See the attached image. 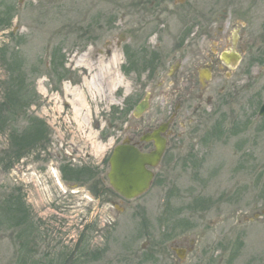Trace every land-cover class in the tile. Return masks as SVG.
Segmentation results:
<instances>
[{
    "label": "rangeland",
    "instance_id": "374dc122",
    "mask_svg": "<svg viewBox=\"0 0 264 264\" xmlns=\"http://www.w3.org/2000/svg\"><path fill=\"white\" fill-rule=\"evenodd\" d=\"M151 1L0 0V264H264V0ZM193 9L232 16L224 50L242 52L241 75L211 81L204 114L172 127L176 162L124 200L107 160L166 119L175 102L159 69ZM111 39H125L126 72L120 47L96 54Z\"/></svg>",
    "mask_w": 264,
    "mask_h": 264
},
{
    "label": "flooded vegetation",
    "instance_id": "af4514ba",
    "mask_svg": "<svg viewBox=\"0 0 264 264\" xmlns=\"http://www.w3.org/2000/svg\"><path fill=\"white\" fill-rule=\"evenodd\" d=\"M158 1L162 3L164 0H152L151 7ZM206 10L207 11H201L198 9L197 11L195 9L190 10V17L187 21L188 25H182V33H179L176 38L175 33L170 36V43L172 49L174 50L175 60L173 59L168 61L166 65L161 66V69H159L161 75L165 78L168 77V79L171 80V83L169 84L171 92L170 95L175 102L169 106V109L166 112V119L163 118L154 128L138 135L136 139L128 138L129 143L135 145L138 149L144 152L149 151L153 149V142L142 141L140 140L141 136L146 133H150L159 125L161 126V124H165L166 126H164V131L160 133L161 137L165 139V149L158 165L161 164L165 158L166 161L171 160L172 162H176L177 156H175V154H168L170 138L174 136L175 140L180 139V136H177L179 133H177L175 129L173 130L172 127H180V129L186 128L190 124L192 125V123L197 122L196 120L204 114L203 105L205 104L203 103H207L209 105L211 104V97L208 94H205L210 89L211 81L220 80L222 75L226 78H229L232 74L241 75L237 72L242 62L241 60L244 58L242 52L238 53L232 49L230 51L224 50L225 45L228 42V34L224 29L227 27L228 29L231 28L233 23V20H231L232 16H228V14H220L218 16H214L212 19V16L209 14L210 10ZM160 13H166V17L171 16L169 18L171 19V22H174L175 26V14L173 11L169 9H166V11L164 9H160ZM196 16L198 19H196ZM165 24L168 26L167 22ZM122 37L125 38V36ZM179 38H181V41H179ZM240 39L241 36L238 34L234 42L235 46L238 47L243 45V42ZM124 40H120L118 42L112 39L110 41H105L103 46L108 47L109 50L103 53L96 52L97 56H111V54H113L111 49L113 50L115 47H120L122 49L121 54L125 62L123 70L120 66L121 72H126L124 68H126L129 64L126 52L124 51V44H126ZM122 41H124L123 46H120ZM128 41L129 40H127V43ZM147 42L151 44L152 47L156 46L158 43L157 35L155 40H148ZM211 43L215 44V50L210 48ZM91 47H93L92 44ZM233 53H236L238 57L232 56ZM257 64L258 63L256 61H252V70L257 66ZM241 88L243 90L250 89V87L245 83L241 85ZM195 98L198 101L191 104V101L195 100ZM188 102L191 106L187 105ZM258 111L257 114L259 116L264 114L260 115ZM185 120L187 122L186 125L184 124ZM149 145L150 148H148ZM73 165L74 164L71 163V166ZM155 175L156 172L154 168L153 178H155Z\"/></svg>",
    "mask_w": 264,
    "mask_h": 264
},
{
    "label": "water",
    "instance_id": "95a60500",
    "mask_svg": "<svg viewBox=\"0 0 264 264\" xmlns=\"http://www.w3.org/2000/svg\"><path fill=\"white\" fill-rule=\"evenodd\" d=\"M232 56L238 57L236 53ZM149 107L147 98L139 102L133 114L140 117ZM260 115L264 113V102L258 111ZM165 124L159 125L150 133L141 136L142 141H152L153 149L143 152L135 145L124 139L121 143L113 147L109 157V170L106 174L108 183L112 189L122 198L131 200L143 194L148 189L153 173L151 168L155 167L163 154L165 139L160 133L164 131ZM186 249L181 248L176 251L177 256L183 259Z\"/></svg>",
    "mask_w": 264,
    "mask_h": 264
},
{
    "label": "bare ground",
    "instance_id": "6f19581e",
    "mask_svg": "<svg viewBox=\"0 0 264 264\" xmlns=\"http://www.w3.org/2000/svg\"><path fill=\"white\" fill-rule=\"evenodd\" d=\"M31 21H34L33 19H30ZM36 36H39L38 38H39V43L40 44H43L45 41H46V38L48 37L47 36V30L46 29H41V27L40 26H37L36 27ZM0 234H1V232H0ZM0 239L1 240H4V237H0ZM7 240H8V238L7 237H5V241H2L1 243H0V259L1 258H3L6 254H7V252H6V249L5 248H7V243H9V242H7ZM10 244V243H9Z\"/></svg>",
    "mask_w": 264,
    "mask_h": 264
},
{
    "label": "trees",
    "instance_id": "16d2710c",
    "mask_svg": "<svg viewBox=\"0 0 264 264\" xmlns=\"http://www.w3.org/2000/svg\"><path fill=\"white\" fill-rule=\"evenodd\" d=\"M81 170V169H80ZM71 171H69V174L71 175V173H70ZM76 174H75V176L77 177V176H79V175H81L82 174V171H79V170H77V172H75ZM65 174H66V172H65ZM67 175V174H66ZM67 177V176H66ZM68 177L70 178V176L68 175ZM64 178H65V175H64ZM98 183H99V179H98ZM103 188V187H102Z\"/></svg>",
    "mask_w": 264,
    "mask_h": 264
}]
</instances>
